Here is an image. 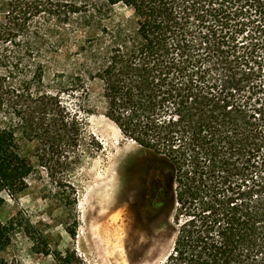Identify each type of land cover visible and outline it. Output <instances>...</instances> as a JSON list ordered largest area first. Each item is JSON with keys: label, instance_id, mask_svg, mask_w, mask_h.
Listing matches in <instances>:
<instances>
[{"label": "trees", "instance_id": "trees-1", "mask_svg": "<svg viewBox=\"0 0 264 264\" xmlns=\"http://www.w3.org/2000/svg\"><path fill=\"white\" fill-rule=\"evenodd\" d=\"M95 82L152 161L151 204L173 229L161 264H264V0H0V209L35 172L22 141L76 207L66 172L102 151L88 132ZM20 229L56 264H87L52 253L21 214L0 221V264H21L2 256Z\"/></svg>", "mask_w": 264, "mask_h": 264}, {"label": "rangeland", "instance_id": "rangeland-1", "mask_svg": "<svg viewBox=\"0 0 264 264\" xmlns=\"http://www.w3.org/2000/svg\"><path fill=\"white\" fill-rule=\"evenodd\" d=\"M117 12L127 19L133 17L124 8ZM55 73L54 67L49 68L48 80ZM89 89L88 103L94 114L88 117V132L102 151L94 159L72 166V170L59 165L57 151L49 153L56 166V179L68 170L67 184L77 191L76 207L64 206L71 189L67 187L62 195L55 193L56 184L37 163V145L22 141V154L32 160L35 172L23 193L15 198L3 195L0 221L7 224L21 214L52 253L74 251L87 264H161L172 251L173 229L172 221L169 223L151 204L149 181L143 173L152 161L106 117L101 83H91ZM64 102L76 110L77 100L65 97ZM260 103H264L263 97ZM40 243L20 229L2 256L21 264H56L54 255L40 251L44 249Z\"/></svg>", "mask_w": 264, "mask_h": 264}, {"label": "bare ground", "instance_id": "bare-ground-1", "mask_svg": "<svg viewBox=\"0 0 264 264\" xmlns=\"http://www.w3.org/2000/svg\"><path fill=\"white\" fill-rule=\"evenodd\" d=\"M135 150H136V149H135ZM133 151H134V149H133ZM133 151H132V152H133ZM130 152H131V151H130ZM103 193H104V192H103ZM103 195H104V194H103Z\"/></svg>", "mask_w": 264, "mask_h": 264}]
</instances>
